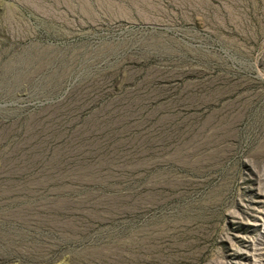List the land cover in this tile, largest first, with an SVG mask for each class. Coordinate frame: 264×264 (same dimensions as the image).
I'll use <instances>...</instances> for the list:
<instances>
[{
  "label": "rangeland",
  "instance_id": "374dc122",
  "mask_svg": "<svg viewBox=\"0 0 264 264\" xmlns=\"http://www.w3.org/2000/svg\"><path fill=\"white\" fill-rule=\"evenodd\" d=\"M0 264H264V0H0Z\"/></svg>",
  "mask_w": 264,
  "mask_h": 264
}]
</instances>
